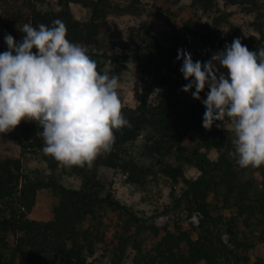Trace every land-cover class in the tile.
I'll list each match as a JSON object with an SVG mask.
<instances>
[{"label":"trees","instance_id":"obj_1","mask_svg":"<svg viewBox=\"0 0 264 264\" xmlns=\"http://www.w3.org/2000/svg\"><path fill=\"white\" fill-rule=\"evenodd\" d=\"M38 1L41 0L2 1L0 22L6 29V35L15 36L14 25H18V29L25 23H31L34 27L40 24L51 26L52 21L59 18L67 26V38L80 44L84 41L93 43L97 34L105 28L108 0L83 2L91 10V19L87 24L73 17L68 0H58L55 9L50 11L37 10ZM190 5L204 13H221L216 0H191ZM222 5L239 7L253 13L254 35L248 37L241 34L237 27L228 23L225 16L220 14L211 22L197 25L196 29H191L190 25L194 22L189 20L185 24V34L197 39L203 50V58L213 49L223 51L225 45L231 44L236 38L252 51L264 47L262 4L258 0H223ZM221 24L225 28L218 30ZM18 29L16 33L21 35L17 41L19 43L23 34ZM183 40L182 35L163 46L158 43V38L150 37L148 53L137 50L128 55L141 75L136 105L130 107L123 103V114L131 127L115 133L116 141L112 151L100 156L93 167L117 169L126 174L128 182L140 184L146 178L147 170L134 159L126 157L125 145L145 135L150 141L147 145L148 154L183 156L187 147L181 143L182 136L189 131L198 132L206 149L219 152L215 161L200 158V173L193 179H185L182 165L177 160L164 163L160 168L171 181L183 183L181 196L186 211L198 218L195 233L192 235L180 229L174 232L165 230L149 250H145L135 240L131 245V264H264V255L260 253V245L264 243V166L242 169L234 158L229 157L228 153L234 148L224 127L227 118L221 122V128L214 124L211 130H207L202 126L206 109L201 100L206 99L208 90L201 92V100L193 99L191 92L182 91V87L189 81L180 72L182 61L177 60V52L178 49H184L191 53ZM7 50L5 41H1L0 53ZM87 52L97 62L102 74L105 63L110 65L106 74L119 76L122 73L125 54ZM191 55L194 62L199 61ZM20 126L22 129L18 142L24 148L38 155L50 169L60 165L54 158L43 153L44 141L35 121H24ZM192 155L189 154L190 159ZM190 159L186 157L185 160ZM247 171L260 174V189L256 192L253 190V181L243 178ZM43 188L54 191L59 200L50 219L34 220L28 214L34 205L37 191ZM211 193L220 195L226 207L232 203L234 211L228 216L212 215L208 201ZM180 200L177 199L176 203L179 204ZM98 206L121 210L131 222L139 221L135 214L112 196H101L87 183L79 188H69L53 177L37 179L22 174L19 159L6 158L0 161V264H55V256L66 257L74 264H95L88 261L94 245L92 231L84 226V222L95 213ZM154 233L157 235L158 230L155 229ZM11 236L14 245L10 244ZM127 241H123L112 264H119L122 260ZM17 254L25 257L23 263L17 262Z\"/></svg>","mask_w":264,"mask_h":264},{"label":"clouds","instance_id":"obj_2","mask_svg":"<svg viewBox=\"0 0 264 264\" xmlns=\"http://www.w3.org/2000/svg\"><path fill=\"white\" fill-rule=\"evenodd\" d=\"M18 30L22 41L6 35L8 50L0 53V134L35 121L45 155L64 167L91 168L112 151L115 133L131 127L119 77L102 74L87 49L67 38L59 18L51 26L25 23ZM177 60L189 81L183 92L201 100L208 90L202 126L221 128L227 118L234 133L229 157L242 169L264 166V47L252 51L236 38L206 62H194L184 49Z\"/></svg>","mask_w":264,"mask_h":264},{"label":"rangeland","instance_id":"obj_3","mask_svg":"<svg viewBox=\"0 0 264 264\" xmlns=\"http://www.w3.org/2000/svg\"><path fill=\"white\" fill-rule=\"evenodd\" d=\"M3 0H0V5ZM58 0H41L36 2V9L50 11L55 9ZM88 0H68L73 17L82 24H87L91 19V10L83 3ZM109 7L105 8L106 23L102 32L97 34L93 43L81 42L80 45L87 51L113 52L123 57V71L118 76L120 82L119 94L122 102L130 107L137 103L140 91L141 75L137 71L135 63L128 56L134 51L149 52V38H158V43L163 46L169 45L172 40L183 35L184 43L190 52L200 62H206L217 50H212L205 58L197 39L187 36L185 24L190 20L194 24L191 29L204 22H211L218 14L225 16L228 23L239 29L241 34L251 37L254 35L252 22L254 14L239 7H224L223 0H216L220 12L204 13L200 9L191 7V0H108ZM264 7V0H258ZM15 40L19 41L21 35L16 33L18 25L13 26ZM224 24L217 29L223 30ZM6 29L0 22V42L4 41ZM110 69L107 63L103 66L105 73ZM225 71L226 70H222ZM154 96V94L152 95ZM229 139L234 138V133L228 129L229 121L224 124ZM21 126L13 131L0 135V161L6 158H16L20 161L22 174L37 179L55 178L60 184L69 188H79L87 183L93 186L101 196L109 194L119 204L128 208L136 217L138 222H131L128 215L121 210H113L106 206H98L95 213L84 222L85 227L92 231L93 254L88 261L95 264H112L116 259L119 248L123 241L128 239L125 253L119 264H131L133 250L132 242L137 240L145 250H149L163 232H174L177 229L194 234V227L198 223L196 215H189L186 211L185 201L181 193L183 183L173 182L160 170L164 163L177 160L182 165L185 179L196 178L199 173L198 164L200 158L215 161L219 152L215 149H206L202 144V137L196 131H189L181 138V143L187 147V152L182 155L160 156L159 154H148L147 145L150 141L147 136L141 135L135 141L125 145L126 157L134 159L140 166L147 170L144 181L133 184L126 180V174L117 169L106 167H64L61 164L55 169H50L38 155L24 148L18 142ZM192 153L190 159L189 154ZM186 157L190 160L186 161ZM253 181L256 192L260 189V174L257 171H247L243 177ZM177 204L176 200L180 199ZM59 200L58 194L51 189H39L35 202L28 217L34 220H47L52 216V211ZM212 215L222 214L228 216L232 213V203L226 207L220 195L211 193L208 197ZM139 225H141L139 227ZM155 229L158 234L155 235ZM10 244L14 245V239L10 237ZM260 253L264 255V243L260 245ZM253 252H250L253 259ZM18 263H23L25 257L17 254ZM55 264H74L72 260L55 256Z\"/></svg>","mask_w":264,"mask_h":264}]
</instances>
